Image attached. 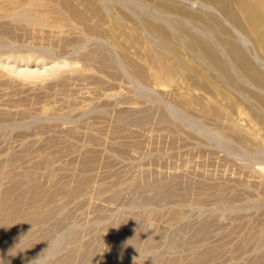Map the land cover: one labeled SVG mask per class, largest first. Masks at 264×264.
Masks as SVG:
<instances>
[{"label": "rangeland", "instance_id": "374dc122", "mask_svg": "<svg viewBox=\"0 0 264 264\" xmlns=\"http://www.w3.org/2000/svg\"><path fill=\"white\" fill-rule=\"evenodd\" d=\"M245 2L255 31L234 2L0 0V264H264V84L222 44L264 73Z\"/></svg>", "mask_w": 264, "mask_h": 264}, {"label": "bare ground", "instance_id": "6f19581e", "mask_svg": "<svg viewBox=\"0 0 264 264\" xmlns=\"http://www.w3.org/2000/svg\"><path fill=\"white\" fill-rule=\"evenodd\" d=\"M210 3H212V4H215L217 7H218V9L220 10V12L221 13H223L222 14V16H225L227 19H231V21L232 22H235V24L234 23H231V24H234V26H236V23L237 24H240L239 23V21H238V18L236 17V16H234L233 14H232V11H231V9H230V5L234 2V3H236L237 5H238V7H239V9H240V12L242 13H245L246 15H247V18H248V22L249 23H251V26H252V28H253V30L255 31V26H254V19L252 18V15H251V11H250V9H248V7L246 6V2H245V0H208ZM36 3H38V1L36 2ZM30 4H31V2H30ZM203 5H204V3H203ZM214 5V6H215ZM135 6H138V5H135ZM251 6V5H250ZM207 7V6H206ZM27 8V7H26ZM147 8V7H146ZM209 8V7H208ZM211 8V7H210ZM214 9V8H213ZM150 10V9H149ZM212 10V9H211ZM216 11V10H215ZM214 11V12H215ZM22 12H23V10H22ZM24 12H27V9H26V11H24ZM217 12V11H216ZM29 15H30V13H28ZM28 14H26V15H28ZM29 15H28V17H29ZM245 15V16H246ZM21 16H23V14L21 15ZM218 16L219 17H221V15H219V13H218ZM243 16V15H242ZM241 16V17H242ZM244 16V17H245ZM27 17V16H26ZM25 17V18H26ZM31 17H32V15H31ZM31 17H29V18H31ZM153 17V16H152ZM29 18H27L28 20H29ZM33 18V17H32ZM222 18V17H221ZM38 18H36L35 20H37ZM243 19V18H242ZM40 20V19H39ZM42 20V19H41ZM40 20V21H41ZM221 20H223L224 21V18H222ZM32 21V20H31ZM34 21V20H33ZM32 21V22H33ZM37 22V21H36ZM39 22V21H38ZM146 22H148V21H145V22H143V23H141L142 25H145V26H147L148 27V29L150 28L151 30H152V32H153V34H154V36H156L157 38L159 37L160 39H161V37H162V34H163V32H162V27H159V25H157V24H152V23H146ZM212 23L214 24L213 25V27H217V28H219L220 26H219V22H218V19L216 18V17H212ZM226 23V22H225ZM245 23V22H244ZM210 25H211V23H210ZM209 25V26H210ZM146 27V28H147ZM211 27V26H210ZM238 27H241L240 25H238ZM212 28V27H211ZM220 29H222L221 27H220ZM223 31H224V33L226 34V35H230L229 33H228V31L227 30H224V29H222ZM239 30V29H238ZM242 30V29H241ZM213 31L214 32H216L215 31V29H213ZM218 32V31H217ZM221 32V31H220ZM234 32H235V30H234ZM238 32V31H237ZM223 33V32H222ZM223 33V34H224ZM221 34V33H220ZM240 35V34H239ZM153 36V35H152ZM153 36V37H154ZM222 36H225V35H222ZM231 36V35H230ZM245 36V35H244ZM243 36V37H244ZM195 36H193V38H194ZM228 37V36H227ZM261 37H262V35H261ZM196 38V37H195ZM197 39V38H196ZM226 39V38H225ZM225 39H223L222 38V40H225ZM196 40L194 39V41L193 42H195ZM242 41V40H241ZM223 43V45H226L225 47H227V49H228V52H229V54L230 55H228V56H230V57H232V58H234L235 60H237V63L243 68V70L245 71V74L246 75H248V77H250L252 80H254L255 82H257L256 83V85L258 84V86H260V84H264V73H262V72H260V70H258V68L254 65V64H252V62H250V61H248V59L246 58V56H245V53L243 52V50H241V48L236 44V42H234V40H232V39H229V38H227V40L224 42V41H222ZM225 43V44H224ZM201 44V43H200ZM199 44V45H200ZM194 46H196V45H194ZM198 46V45H197ZM211 47H213V48H215V46H211ZM219 47V46H218ZM204 48V52L211 58L212 57V54H213V50H212V48H210V47H203ZM196 49V48H195ZM247 53V52H246ZM248 54H249V52H248ZM207 57V56H206ZM232 58H230V59H232ZM204 59V58H203ZM210 60V59H209ZM208 61V60H207ZM262 62V61H261ZM217 63H219V62H217ZM219 66V65H218ZM219 67H221V66H219ZM233 68V67H232ZM220 69V68H219ZM241 69V68H240ZM221 70L223 71V72H225L226 70L224 69V68H221ZM232 70V69H231ZM233 70H234V68H233ZM242 70V71H243ZM227 71H230V70H227ZM222 72V73H223ZM231 72V71H230ZM243 73V72H242ZM226 74V73H225ZM228 75V74H227ZM229 77H230V74H229ZM228 77V78H229ZM248 77L246 76L245 78H247L248 79ZM249 78V79H250ZM254 81H253V83H254ZM260 83V84H259ZM263 87V86H262ZM255 88V87H254ZM263 96H260L258 99H260L261 100V98H262ZM264 98V97H263ZM262 98V102H263V105H264V99ZM261 102V103H262Z\"/></svg>", "mask_w": 264, "mask_h": 264}]
</instances>
